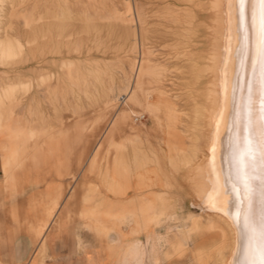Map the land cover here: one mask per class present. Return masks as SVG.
Returning a JSON list of instances; mask_svg holds the SVG:
<instances>
[{
    "label": "rangeland",
    "instance_id": "obj_1",
    "mask_svg": "<svg viewBox=\"0 0 264 264\" xmlns=\"http://www.w3.org/2000/svg\"><path fill=\"white\" fill-rule=\"evenodd\" d=\"M210 1L0 0V225L21 254L60 207L78 264H238L203 198Z\"/></svg>",
    "mask_w": 264,
    "mask_h": 264
},
{
    "label": "bare ground",
    "instance_id": "obj_2",
    "mask_svg": "<svg viewBox=\"0 0 264 264\" xmlns=\"http://www.w3.org/2000/svg\"><path fill=\"white\" fill-rule=\"evenodd\" d=\"M210 2L216 50L209 64L212 104L203 119L218 144L203 159L209 174L203 198L209 210L223 212L238 264H264V197L256 193L264 195V0ZM10 53L0 46V58Z\"/></svg>",
    "mask_w": 264,
    "mask_h": 264
},
{
    "label": "crops",
    "instance_id": "obj_3",
    "mask_svg": "<svg viewBox=\"0 0 264 264\" xmlns=\"http://www.w3.org/2000/svg\"><path fill=\"white\" fill-rule=\"evenodd\" d=\"M133 154V153H132ZM136 155L133 154L132 158ZM56 203V202H55ZM62 209L57 207L50 220H41L42 230L38 236H24L26 244L23 254L17 247L18 236L11 230L14 226L9 220L0 225V264H78L77 242L73 231H66L62 220ZM21 243V242H20ZM93 259L110 264V251L93 253Z\"/></svg>",
    "mask_w": 264,
    "mask_h": 264
}]
</instances>
